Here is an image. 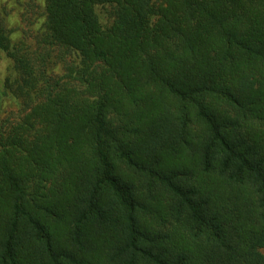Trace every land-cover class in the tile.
<instances>
[{
	"label": "trees",
	"instance_id": "1",
	"mask_svg": "<svg viewBox=\"0 0 264 264\" xmlns=\"http://www.w3.org/2000/svg\"><path fill=\"white\" fill-rule=\"evenodd\" d=\"M45 14L37 57L0 25V264H264V0Z\"/></svg>",
	"mask_w": 264,
	"mask_h": 264
},
{
	"label": "rangeland",
	"instance_id": "2",
	"mask_svg": "<svg viewBox=\"0 0 264 264\" xmlns=\"http://www.w3.org/2000/svg\"><path fill=\"white\" fill-rule=\"evenodd\" d=\"M102 16L103 25H109L112 22V7H98ZM45 0H0V25L6 29L13 43H22L23 48L29 52L32 57H37L43 53V45L40 44L45 30ZM46 53V52H44ZM44 73L47 78L53 80L64 75V62L57 51L47 55ZM69 60V58H66ZM8 61L0 56V86L2 79L8 74ZM20 102L5 100L2 105L0 118H8L9 121H15L21 115Z\"/></svg>",
	"mask_w": 264,
	"mask_h": 264
}]
</instances>
